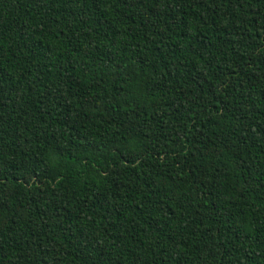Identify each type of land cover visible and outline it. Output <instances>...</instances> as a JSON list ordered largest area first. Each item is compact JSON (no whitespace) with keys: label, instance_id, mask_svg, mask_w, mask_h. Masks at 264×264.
<instances>
[{"label":"trees","instance_id":"1","mask_svg":"<svg viewBox=\"0 0 264 264\" xmlns=\"http://www.w3.org/2000/svg\"><path fill=\"white\" fill-rule=\"evenodd\" d=\"M0 264H264V0H0Z\"/></svg>","mask_w":264,"mask_h":264}]
</instances>
